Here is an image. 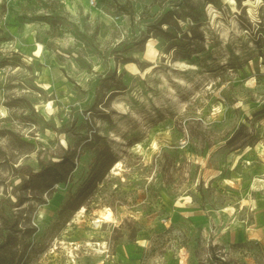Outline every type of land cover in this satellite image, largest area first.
I'll return each mask as SVG.
<instances>
[{
  "label": "rangeland",
  "instance_id": "1",
  "mask_svg": "<svg viewBox=\"0 0 264 264\" xmlns=\"http://www.w3.org/2000/svg\"><path fill=\"white\" fill-rule=\"evenodd\" d=\"M0 264H264V0H0Z\"/></svg>",
  "mask_w": 264,
  "mask_h": 264
},
{
  "label": "bare ground",
  "instance_id": "2",
  "mask_svg": "<svg viewBox=\"0 0 264 264\" xmlns=\"http://www.w3.org/2000/svg\"><path fill=\"white\" fill-rule=\"evenodd\" d=\"M148 44H149V42H148ZM39 47H40V46H39V44H38V45H37V48H39ZM119 165H120V162H119V161H116V163H115L113 169H117V168L119 167ZM83 210H84V208L81 207V208L78 210V212H77L76 215H79V216H80V213L83 212ZM83 213H84V212H83ZM111 218H112V212H111L110 209L107 208L106 211L101 212V214L99 215V217L97 218V220H96L95 222H97V221L105 222V221H107V220H110ZM73 222H74V221L71 220V221L68 223V228H70V225H71ZM74 223H75V222H74Z\"/></svg>",
  "mask_w": 264,
  "mask_h": 264
},
{
  "label": "trees",
  "instance_id": "3",
  "mask_svg": "<svg viewBox=\"0 0 264 264\" xmlns=\"http://www.w3.org/2000/svg\"><path fill=\"white\" fill-rule=\"evenodd\" d=\"M46 169H47V165L44 164L43 162H40V168H39L38 172H35V173L40 174V173H42V172H43L44 170H46ZM29 175H31V173H29ZM35 175H37V174H35ZM19 201H20V200H18L16 203L18 204ZM17 204H15V205H17ZM9 227H10V226H9Z\"/></svg>",
  "mask_w": 264,
  "mask_h": 264
}]
</instances>
